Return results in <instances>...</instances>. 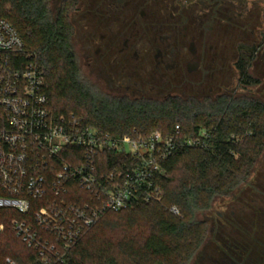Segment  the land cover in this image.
<instances>
[{"label": "trees", "instance_id": "trees-1", "mask_svg": "<svg viewBox=\"0 0 264 264\" xmlns=\"http://www.w3.org/2000/svg\"><path fill=\"white\" fill-rule=\"evenodd\" d=\"M0 19L9 21L35 54L55 114L76 113L115 136H145L154 130L167 135L176 125L184 135L203 128L214 135L208 148H178L162 163L157 179L162 201L105 213L59 264H188L207 234L198 213L246 183L264 149V100L110 96L84 81L71 42L72 25L65 12L51 9L50 0H0ZM249 64V56L236 62L245 87L260 82L251 76ZM120 228L129 234L112 239L109 232ZM7 257L32 264L38 253L8 230L0 237V264Z\"/></svg>", "mask_w": 264, "mask_h": 264}, {"label": "built area", "instance_id": "built-area-1", "mask_svg": "<svg viewBox=\"0 0 264 264\" xmlns=\"http://www.w3.org/2000/svg\"><path fill=\"white\" fill-rule=\"evenodd\" d=\"M213 139L204 128L184 135L180 125L167 135L115 136L76 113L55 114L35 54L0 19V237L10 230L38 253L32 264L65 261L107 212L162 201V163Z\"/></svg>", "mask_w": 264, "mask_h": 264}, {"label": "flooded vegetation", "instance_id": "flooded-vegetation-1", "mask_svg": "<svg viewBox=\"0 0 264 264\" xmlns=\"http://www.w3.org/2000/svg\"><path fill=\"white\" fill-rule=\"evenodd\" d=\"M57 4L54 11L65 12L72 25L80 71L87 73L95 90L110 96L159 100L166 93L163 99L204 100L214 95L230 52L236 54V62L249 56V70H254L257 59L264 62V0H58ZM228 89L218 95L229 96ZM255 190L264 195V186ZM261 201L260 211L237 218L235 228L227 223L220 229L210 225L189 264H264ZM204 221L208 225V219Z\"/></svg>", "mask_w": 264, "mask_h": 264}, {"label": "rangeland", "instance_id": "rangeland-1", "mask_svg": "<svg viewBox=\"0 0 264 264\" xmlns=\"http://www.w3.org/2000/svg\"><path fill=\"white\" fill-rule=\"evenodd\" d=\"M57 3L58 0H50V7L53 11L57 7ZM232 47L233 46H230L229 50H232ZM230 53L229 60L225 61L224 74H222L223 78L220 79L221 82L214 85L215 92L211 97L214 98L216 95L226 92L229 88V94L232 96L253 97L264 100V62L257 59L255 61L254 70H249V72L255 77L261 78V82L255 87L251 85L245 87L243 86L240 74L235 67L236 54L234 55L233 52ZM81 75L84 81L90 85L87 73L85 71H81ZM227 84L228 88H226ZM221 86H223V88L219 89ZM189 92H191V96L194 94V91ZM164 95H166V93H161L158 96L159 100H162ZM262 186H264V149L248 181L239 186L230 195L216 198L210 209L198 213V218L200 220L208 219V225H206L207 229L211 227L210 225H212L213 228L220 229L221 224L224 223H227L229 228H235L236 224L234 223H236L237 218L242 219L246 214L249 215L260 211L258 208L259 206H262L261 200L264 201V195L260 193L257 194L255 188ZM261 190H263V188H261ZM239 227L240 226H238V228ZM126 234H129V231H125L124 228L109 232V236L114 240H119ZM189 263H191V261Z\"/></svg>", "mask_w": 264, "mask_h": 264}]
</instances>
